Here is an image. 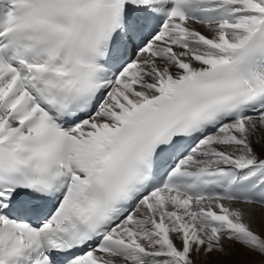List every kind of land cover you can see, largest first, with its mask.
Here are the masks:
<instances>
[{
  "label": "snow or ice",
  "instance_id": "1",
  "mask_svg": "<svg viewBox=\"0 0 264 264\" xmlns=\"http://www.w3.org/2000/svg\"><path fill=\"white\" fill-rule=\"evenodd\" d=\"M0 264H264V0H0Z\"/></svg>",
  "mask_w": 264,
  "mask_h": 264
},
{
  "label": "bare ground",
  "instance_id": "2",
  "mask_svg": "<svg viewBox=\"0 0 264 264\" xmlns=\"http://www.w3.org/2000/svg\"><path fill=\"white\" fill-rule=\"evenodd\" d=\"M253 227L259 229V225L258 224H254Z\"/></svg>",
  "mask_w": 264,
  "mask_h": 264
}]
</instances>
